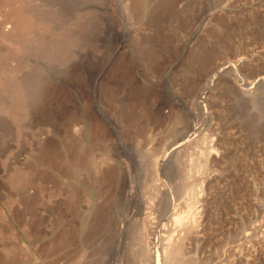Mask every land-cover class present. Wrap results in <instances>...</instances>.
Segmentation results:
<instances>
[{
  "label": "rangeland",
  "instance_id": "rangeland-1",
  "mask_svg": "<svg viewBox=\"0 0 264 264\" xmlns=\"http://www.w3.org/2000/svg\"><path fill=\"white\" fill-rule=\"evenodd\" d=\"M3 1L0 264H101L122 224L133 264L202 194L206 236L172 264H264V0Z\"/></svg>",
  "mask_w": 264,
  "mask_h": 264
},
{
  "label": "bare ground",
  "instance_id": "bare-ground-1",
  "mask_svg": "<svg viewBox=\"0 0 264 264\" xmlns=\"http://www.w3.org/2000/svg\"><path fill=\"white\" fill-rule=\"evenodd\" d=\"M5 1V0H4ZM3 1V2H4ZM9 1V0H8ZM16 1V0H15ZM21 2V0H18ZM120 5L124 7L122 0H118ZM7 2V0L5 1V3ZM18 4V2H15ZM26 4V3H25ZM13 5V4H12ZM15 5V4H14ZM19 6V5H17ZM120 6V7H121ZM11 7V6H10ZM21 7V6H20ZM9 8V7H8ZM19 8V7H18ZM119 8V7H118ZM16 9V8H15ZM121 10V9H120ZM123 11V10H121ZM125 11V10H124ZM123 11V13H124ZM15 13L14 17H16V23L19 24L22 27H26L30 21H28V19L25 16V13L23 12L22 7L15 10V12H13V14ZM123 15V14H122ZM15 19V18H14ZM13 25V24H12ZM18 25H16L17 27ZM8 27V28H7ZM7 29V32L10 31L9 26L5 27ZM4 29V26L2 28V30ZM21 30V29H20ZM12 31V30H11ZM16 31V29H15ZM4 32V31H3ZM14 32V30H13ZM19 32V31H18ZM21 32H23L21 30ZM13 34V33H12ZM16 36V35H15ZM242 66V64H241ZM221 72V71H220ZM217 76V75H216ZM248 83V82H247ZM245 84V83H244ZM248 85V84H247ZM243 86V85H242ZM244 98H249L248 95H244L242 94ZM205 99V98H204ZM190 133V132H189ZM215 141V140H214ZM210 154L208 155L207 159H210ZM186 160V159H185ZM189 162V161H188ZM198 162V161H197ZM191 164V163H190ZM189 166V165H188ZM195 166V165H194ZM191 168V167H190ZM192 174V172L190 173ZM192 176V178H191ZM191 176H187L188 179H186V181L188 183H194L197 181L196 177H193V175ZM198 176V175H197ZM186 177V178H187ZM211 178L207 177L204 179V183L203 186L206 188H208L209 184H210ZM199 183V182H198ZM130 189V188H129ZM161 189V188H160ZM166 190V189H165ZM164 190V191H165ZM168 192V191H167ZM188 192V191H187ZM192 193V192H191ZM163 194H165V192H163ZM168 194V193H167ZM188 194V193H187ZM160 195V194H159ZM136 196V195H135ZM165 197V196H164ZM157 199V198H156ZM155 199V200H156ZM159 199V196H158ZM162 199V198H160ZM184 200V199H183ZM159 201V200H158ZM163 201V199H162ZM160 200V202H162ZM206 201H207V196L202 194L198 196V206H199V210H198V219H197V223L191 226H185L182 227L180 229H178V233H176L177 235H175L174 238L169 239V241H166V237L164 235L167 232L170 231V229H172V218L175 215L174 213V208L172 207V205H168L165 209H163L161 211L160 217L158 216V222L156 221V224H154V226H152V228H154V230L157 232L155 235V240L157 242V246H156V253L154 251L155 254H149L143 247V243L140 239V235H137L136 238V242H135V250L137 252V254H134V256H132V262L133 264H172L174 263V259L176 260V258L178 257V255L181 254V252L188 250L192 247V244L194 242L199 241L200 239L202 240L203 238H205L206 236V232H207V227H206ZM152 201H150L151 204ZM152 203L151 207L152 208H158L159 206V202L156 204ZM185 204V203H184ZM197 204V203H196ZM149 205V204H148ZM150 206V205H149ZM162 207V206H161ZM134 208V207H133ZM138 211V210H136ZM135 209H132L131 211H129L127 213V216L125 217L124 222H128L129 218H131L132 216H134L135 214ZM137 213V212H136ZM127 224V223H126ZM187 225V224H186ZM181 227V226H180ZM177 228V226H176ZM125 226L124 224H122L121 227H119V229L117 230V238L113 241V243L109 245V250H107V256L104 257L105 259H103L101 264H121L120 262V258H119V251H120V246H121V242H122V238L125 235ZM143 231V230H142ZM138 234V233H137ZM242 239L245 241L247 238L250 237V231L249 232H244L242 234ZM140 239V240H139ZM168 240V239H167ZM123 243V242H122ZM146 243V241H145ZM255 243L258 244V248L260 249L262 247V242L261 240L255 239ZM148 243H146L147 245ZM137 247V250H136ZM242 250L243 251H249V248L242 244ZM149 250V249H148ZM135 252V253H136ZM187 252V251H186ZM226 252H230L233 256H234V260L235 257L236 259L241 258L242 252L241 253H237V250H235L234 248H226L223 253L221 255L218 256V259L215 263H225V253ZM87 255V254H86ZM177 256V257H176ZM231 264V263H228Z\"/></svg>",
  "mask_w": 264,
  "mask_h": 264
}]
</instances>
